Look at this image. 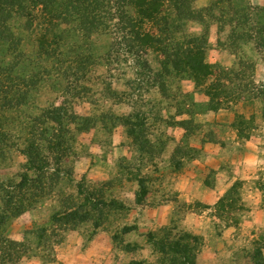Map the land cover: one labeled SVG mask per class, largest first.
<instances>
[{
  "label": "rangeland",
  "instance_id": "rangeland-1",
  "mask_svg": "<svg viewBox=\"0 0 264 264\" xmlns=\"http://www.w3.org/2000/svg\"><path fill=\"white\" fill-rule=\"evenodd\" d=\"M258 3L195 0L197 10L213 8L203 12L205 23L176 21L173 10L166 8L172 24L182 28L174 43L203 39L207 63L213 46L236 56L232 66L217 64L242 73L231 84L227 80L233 97L224 100L221 110L229 111L224 112L229 116L213 118L208 115L221 110L206 111L207 91L215 77L201 85L192 71L172 69L170 75L163 70L161 53L149 50L135 59L112 47L113 37L104 34L87 43L95 64L81 82L54 75L31 94L29 106L16 115L23 123L14 130L19 146L0 147L3 179L17 178L26 164L21 150L28 144L29 116L68 101L93 125L88 131L74 127L72 153L62 166L67 176L54 195L0 228V240L23 246L21 259L9 264H161L164 256L150 243V233L161 240L169 233L175 240L185 233L199 237L198 264H254L258 249L264 256V48L256 49L264 6ZM36 16L29 29L22 19L12 26L23 40L21 51L38 64L42 37L53 29L67 38L69 27L52 28L40 12ZM69 36L62 44L66 54L72 38L78 37L71 30ZM33 61L25 62L26 74L37 67ZM45 65L52 67L50 62ZM76 90H82L78 98ZM131 116L135 124L146 120L144 135H130L122 119ZM186 154L189 157L184 158ZM79 184L87 194L95 193L94 200L117 201L121 206H101L104 219L99 229L94 224L67 231L63 224L53 228L52 219L63 211L65 200L76 208L84 202ZM42 229L48 230V239L41 243Z\"/></svg>",
  "mask_w": 264,
  "mask_h": 264
},
{
  "label": "trees",
  "instance_id": "trees-1",
  "mask_svg": "<svg viewBox=\"0 0 264 264\" xmlns=\"http://www.w3.org/2000/svg\"><path fill=\"white\" fill-rule=\"evenodd\" d=\"M194 3L195 0H0V147L19 146L14 130L20 128L23 123H20L21 119L16 115L29 106L31 94L45 80L54 75L60 77L62 74L67 75L66 79L74 78L77 82L84 79L81 76L95 64L94 55L87 43L95 35L101 34L112 36V47H120L119 50L135 59L141 58L149 50L161 53L165 57L163 70L170 75L172 69L178 73L192 71L194 79L201 85L215 77L207 91L210 101L206 111H220L224 100L233 97L229 94L227 82L233 83L242 73L207 63L208 47L200 45L203 39L194 38L186 45L174 43L176 34L182 28L178 24H172V16L166 8L173 10L176 21L205 23L203 12L209 13L213 8L197 10ZM36 12L47 18L52 28L69 27V34L71 30L78 35V39L72 38L74 43L70 50L67 49L66 54L62 50V44L64 40L71 38L69 34L66 38L65 32L56 35L53 29H49V34L39 41L36 59L38 64L32 60L37 67L26 74L27 67L23 66L25 62L31 64L32 61L21 51L23 40L17 36L12 22L18 19L26 20L25 27L29 29L38 19ZM236 12L239 15V10ZM256 30V49L263 52L264 23ZM53 33L54 38L50 37ZM111 54L110 52L109 55L112 56ZM39 58L45 61L40 63ZM45 62H50L52 67H42ZM146 66L148 67V64ZM22 70L25 73H20ZM64 76L62 78H65ZM161 88L162 91L165 90V87ZM76 92L74 95L80 97L82 90ZM116 98L118 99L117 94ZM6 114H11L14 118L5 116ZM132 118L131 116L122 119L124 126L129 128L130 135H144L146 120L140 125L132 122ZM27 120L28 144L21 150L27 158L26 164L17 178L3 179L0 175V228L5 226L10 218L25 214L33 205L54 195L66 174L62 166L64 160L72 153L71 137L74 127L88 131L93 125L90 119L77 115L74 109L70 108L68 101L43 109L38 115L29 116ZM187 157L189 156L186 154L184 158ZM78 189L81 196L85 197L84 202L76 208L65 200L63 211L52 219L53 228L63 224L67 231L71 226L76 228L78 225L94 224L96 229H99L102 228L104 219V213L100 211L101 206H121L117 201L106 204L99 199L94 200L95 193L87 194L82 184L78 185ZM95 212H99L98 219L94 215ZM127 231L125 233L129 234ZM47 234L48 230L42 229L38 238L41 243L48 239ZM148 238L152 246L164 256L161 264H198L202 245L199 237L185 233L175 240L169 233L161 240L156 234L150 233ZM22 247L18 242L2 238L0 264L19 261L24 254ZM252 259L254 264H264L260 249ZM130 264L147 263L133 261Z\"/></svg>",
  "mask_w": 264,
  "mask_h": 264
},
{
  "label": "crops",
  "instance_id": "crops-1",
  "mask_svg": "<svg viewBox=\"0 0 264 264\" xmlns=\"http://www.w3.org/2000/svg\"><path fill=\"white\" fill-rule=\"evenodd\" d=\"M257 5L259 6H264V0H260V3H258ZM256 50H254L255 52ZM235 57L232 53H230L227 50H223L221 48H217L216 46H213V48L210 49V55H209V62L210 64H224V62L229 66H232L234 61H235ZM230 61V63H229ZM222 111V110H221ZM219 113H210L208 116H213V118H219V116H221L224 112H229V111H222ZM228 115L227 113H224L223 115ZM229 116V115H228ZM217 187V185H216ZM205 187H201V190L204 189ZM200 191V187H198V193ZM195 200H200V197L194 198Z\"/></svg>",
  "mask_w": 264,
  "mask_h": 264
}]
</instances>
